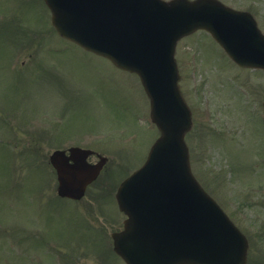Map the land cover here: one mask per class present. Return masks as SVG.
Returning <instances> with one entry per match:
<instances>
[{"label": "rangeland", "instance_id": "374dc122", "mask_svg": "<svg viewBox=\"0 0 264 264\" xmlns=\"http://www.w3.org/2000/svg\"><path fill=\"white\" fill-rule=\"evenodd\" d=\"M206 37L195 33L176 52L193 117L185 135L191 168L248 237L247 264H264V75L207 59L221 56ZM148 114L138 77L58 37L43 0H0V257L26 242L47 257L52 239L62 264H99L95 250L107 248V231L123 219L116 184L158 135ZM72 145L107 157L78 201L54 196L48 162L52 150Z\"/></svg>", "mask_w": 264, "mask_h": 264}, {"label": "water", "instance_id": "95a60500", "mask_svg": "<svg viewBox=\"0 0 264 264\" xmlns=\"http://www.w3.org/2000/svg\"><path fill=\"white\" fill-rule=\"evenodd\" d=\"M44 1L59 35L139 75L150 98L151 119L161 133L144 164L116 193L120 210L129 217L125 230L113 235L115 250L124 255L122 236L138 220L153 223L159 217L161 223L149 232L162 237L142 240L145 259L138 264H243L245 238L191 175L183 141L190 112L178 87L173 58L176 41L202 27L229 49L224 42L228 31L215 21L226 9L216 0ZM240 47L252 49L244 45L235 49ZM233 55L241 60L247 53ZM241 64L264 68V64ZM69 151L74 163L67 162L63 151H54L50 161L57 170L58 193L77 199L98 174L101 163H86L87 150Z\"/></svg>", "mask_w": 264, "mask_h": 264}, {"label": "flooded vegetation", "instance_id": "af4514ba", "mask_svg": "<svg viewBox=\"0 0 264 264\" xmlns=\"http://www.w3.org/2000/svg\"><path fill=\"white\" fill-rule=\"evenodd\" d=\"M221 1L223 3H225L227 6L231 7L232 9L237 10V11L246 12L252 17V19L248 20L252 23L246 24L244 26V30H242V31H259V32L264 34V1H262V0H221ZM250 16H248V18H250ZM231 20L232 19L229 18L228 21H231ZM240 20H246V19H240ZM196 32H203L204 34H206V36H207L206 42L211 43L213 45V47H215L216 50L220 51L221 57H215V58L211 57L210 58V56H207V59H211V60L213 59V60H215V62L237 65V63L235 61H233L228 56V54L210 36V34L206 30H198ZM240 38L241 39H247L251 43H254L256 40L257 43L262 44V45L264 44L263 38H261L256 33L255 34L245 33V34L240 35L239 39ZM257 62H259V61H257ZM240 69L258 71L264 75V70H262V69H248V68H240ZM262 98H264V97L262 96ZM262 111H263V109H262ZM258 115H259L258 119L260 118L262 120L263 115H262V118H261V113H259ZM260 119H259V121H260ZM98 240H100V239H98ZM48 241L50 242L49 247L43 243L47 249L46 250L48 253L47 257H45L44 255H41V254L39 256L34 255L33 251H35V249L31 248L30 244L26 242L25 248L11 247V248H7L6 250H2L3 253L5 252L6 258L2 259V256L4 255V254H2V256L0 257V264H20V262H18L15 259L18 257L23 258L25 261L28 262V264H62V262H63L62 260L65 258V256L62 253H58V249H63V248L60 247L61 245L58 243V241H56V243H53L52 239H48ZM106 241H107V248H103V249L97 248L95 250L99 253L98 254V256L100 257L99 264H101V263L102 264H111V260L109 259V256H108L106 251L108 249L111 253H113L112 245H111L112 243H111V240L107 239V237H106ZM11 242H12V239H11ZM14 243H16V242H14ZM18 243L21 244L19 241H18ZM52 245H54V247H52ZM53 252H55V254ZM115 256L118 258V260L121 262V264H125L120 259L119 256H117L116 254H115ZM72 259H73V257L71 258V261L69 264H73Z\"/></svg>", "mask_w": 264, "mask_h": 264}]
</instances>
